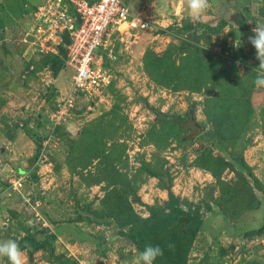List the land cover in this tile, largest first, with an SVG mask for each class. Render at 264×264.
Returning a JSON list of instances; mask_svg holds the SVG:
<instances>
[{"label":"rangeland","instance_id":"1","mask_svg":"<svg viewBox=\"0 0 264 264\" xmlns=\"http://www.w3.org/2000/svg\"><path fill=\"white\" fill-rule=\"evenodd\" d=\"M47 2L0 0V241L19 239L30 229L49 230L56 234L52 247L38 250L31 259L24 251L25 264H131L141 249L128 238L113 239L131 226L121 229L114 222L95 225L80 218L86 216L84 205L101 209L107 194L117 189L138 217L132 225L136 230L165 219L164 244H160L163 255L154 264H170L166 243L174 214L179 219L197 217L200 223L191 224L197 227L196 235L189 249L183 247L178 253V264H264V233L253 234L264 222V88L254 83L259 61L249 43L255 24L264 22V17L253 15L254 4L249 0H211L206 16L194 22L187 15L179 19L160 14L168 0H124L134 17L147 19L149 28L113 33L106 51L102 48L95 59L110 75L106 96L78 97L68 120L60 124L67 146L64 148L60 137L42 145L46 140L42 133L41 148L34 158L37 149L33 140L27 134L20 138L19 133L26 125L42 124L41 120L49 125L53 122L50 116L63 105L73 75L65 64H59L58 34L48 38L45 27L41 39L49 40L38 41V46L30 43L35 39L33 30L44 26L37 9ZM207 19L213 20L208 25L222 24L223 28L216 34L205 32L202 24ZM195 37L200 38L195 41ZM189 41L192 47L183 49V43ZM40 43L45 44L43 51ZM138 47L144 48L142 53ZM109 51L115 58L109 60L105 55ZM147 56L155 60L156 67L148 68ZM228 81L231 84L227 85ZM150 108L181 118L190 110L203 130L186 139L198 129L186 118L179 127H188L191 133H185L183 139V133H175L168 124H154ZM240 110L246 117L242 115V125L239 121L235 125L244 130L231 134L232 150L238 154L243 149L251 174L263 186L261 192L254 190L261 206L229 224L212 200L220 195L215 178L197 163L206 150L213 160L230 161V148L225 152L209 140L224 132L223 126L226 128ZM49 125L43 129L51 130ZM154 127L163 144L150 139ZM86 129L87 138H97L94 149L85 141L77 145ZM221 144L227 147V143ZM88 148L91 155L97 150L100 153L86 170L72 172L68 157ZM111 153L120 154L114 168L125 184L92 183L96 171L104 168L103 156ZM142 162L154 165L159 176L142 174L135 180ZM19 178L22 187L15 191L9 181ZM220 179L228 184L236 177L228 168L221 171ZM248 181L255 184L253 179ZM2 188L7 192L1 193ZM245 198L251 204L250 195ZM76 209H82L81 215ZM165 209L170 213L165 214ZM0 264H8L7 259H0Z\"/></svg>","mask_w":264,"mask_h":264},{"label":"trees","instance_id":"2","mask_svg":"<svg viewBox=\"0 0 264 264\" xmlns=\"http://www.w3.org/2000/svg\"><path fill=\"white\" fill-rule=\"evenodd\" d=\"M18 1V0H15ZM88 2H92L93 0H87ZM250 3L254 4L257 2V0H249ZM2 8V6H0ZM10 7V6H9ZM9 9V8H8ZM260 16L264 17V10L262 9L260 12ZM222 24H218L217 27H212L210 25L202 24V30L204 29L205 32L216 34L218 31L222 29ZM200 37H195V41H198ZM189 47H192V45L189 42H185L182 45L183 49H187ZM61 57V61H59V64H64L63 61V55L59 54ZM153 58L151 56L145 57V62L150 67H156L154 64ZM160 64H157L159 66ZM163 65V64H161ZM156 70V68H154ZM60 68L55 70V73L57 74L59 72ZM149 70V69H148ZM226 79V77H225ZM224 80V78H223ZM227 85L231 84V81L226 82ZM78 99V98H77ZM152 114L154 115V124H168L170 128L173 129L175 133H183V139H185V133H191V129L188 127H183L184 129H180V124H185L184 122H187L188 120L196 127L198 128L196 130L195 134H190L189 136H186V139L192 138L193 136L200 134L203 130V126L196 123V120L194 119L193 112L191 113L190 110L188 113H186L185 117L188 119L185 121L186 118H181L179 116L174 115H168L165 113H162L160 111L154 110L150 108ZM250 114V113H249ZM247 114V115H249ZM246 117V112H242V110L239 111L238 114H234V118L230 120V123L226 128H222V131H219L214 139H210L209 142L218 146L219 148L223 149V151L227 152V148H230V161H225L222 159L213 160L211 159L210 155L208 154L207 150L205 152H201L199 155V160L197 165L200 166L204 171L208 172L212 177L216 180V186L217 190L220 192L219 197H215L212 199L214 203L217 205V211L220 213V215L224 216L227 222H235L240 218V216L244 215V212H248L250 210L258 209L261 206V200L256 197L254 190L256 191H262L261 187L263 186L259 180L251 174V170H249V167L247 163L245 162L244 158L242 157V151L243 149H240L238 154H234V151L232 150V147L235 146L234 138H232V133L236 130H241L240 126L243 124V118ZM240 122V126L235 125L236 122ZM37 126L41 127L42 124H37ZM182 126V125H181ZM199 126L202 128H199ZM244 130V129H242ZM26 134L33 140L37 151L34 154V158H36L39 154V150L41 148V138L38 135L37 127L34 129H30L28 125H26L25 130ZM88 130H84L82 132V136H80V140L78 141L77 145L81 141H85L87 146L90 149L96 148L97 145V138L92 136V138H87ZM55 134L62 139V142H64V148L67 146L68 139L65 137V132L62 126H58L55 128ZM150 139H152L154 142H160L163 144V140L160 139V137L155 133V127L150 131L148 134ZM89 136V135H88ZM86 137V139H85ZM208 137H205V140ZM85 139V140H84ZM204 139V137H202ZM221 143H227V147L222 146ZM158 144V143H156ZM75 144H73V147ZM157 146V145H156ZM72 147V146H71ZM72 147V148H73ZM158 148H161L162 145ZM86 149V151L78 150L74 151L71 156L67 159V165L68 168L72 172H76L77 169L80 170H86V168L90 165V160L97 157V153L90 152V149ZM113 153V152H112ZM112 153L108 156H103L104 160L102 161V164L104 165V168H99L98 171H96V174L93 178L90 180L92 183H95L97 180H103L107 183V186L110 185H117L123 183L122 176L116 169L114 168V164L120 161V154ZM95 154V155H94ZM233 157V158H231ZM100 166V165H99ZM230 169L232 172H234V175L236 177L235 182L230 181L228 184H226L224 181L220 179V173L224 169ZM97 170V169H96ZM245 171L247 172V176H245ZM142 174H146L153 177H158L159 175L154 170V165L142 162L141 168L138 170L137 174L135 175V180L137 178H140ZM103 176V177H100ZM253 179L255 182L254 185H251V183L248 181V179ZM88 181V179H87ZM91 183V184H92ZM250 184V185H249ZM262 185V186H261ZM253 188H252V187ZM167 189L169 187H166ZM264 189V187H262ZM263 193V192H262ZM121 192H119L117 189H114L110 191L107 196L104 198L105 202H103L101 209H93L90 204H86L85 209H83L86 212V216L82 217L81 219H85L90 224L95 225H109L113 222L121 229L124 227L131 226L127 233L123 232L122 230L117 233L113 239H130L134 246L141 251L145 248L147 245L152 246H160L161 241L164 244V241L162 240V234L161 233L164 230V227L167 225L164 223L165 219L161 218L160 221L151 224L150 226L143 228L141 230H136L132 225L136 223L138 220V217L134 215L132 212L130 206L126 203V197L121 196ZM247 195H250L251 204L247 202V199L245 198ZM77 210V213L81 215L80 211ZM176 210V209H174ZM154 216V213H153ZM231 219L232 221L228 220ZM200 224L197 217H192L189 219L188 216H185V218H177L176 214L173 215V221L168 224L169 228H171V234L167 236V243L166 246L169 247V245H172L170 248V251L167 252L171 256L169 259L170 264H178V253L180 254V251L183 247H186L189 249L190 240L195 237L197 227H191V224ZM165 224V225H164ZM263 226L253 232V234L261 235L264 233V222L262 223ZM160 234V237L158 238L157 235ZM252 234V233H251ZM56 239V234L49 230H28L26 231V234L19 238H13L12 240H15L19 243L21 249L25 251L28 255V258L31 259L33 254L37 252L38 250H46L47 248H51L53 241ZM96 252H99L97 250ZM156 263H159V260L155 261ZM64 264H70L69 262H65Z\"/></svg>","mask_w":264,"mask_h":264},{"label":"built area","instance_id":"3","mask_svg":"<svg viewBox=\"0 0 264 264\" xmlns=\"http://www.w3.org/2000/svg\"><path fill=\"white\" fill-rule=\"evenodd\" d=\"M37 15L43 21L44 26L40 25L36 30H33L31 36L35 39L30 43L38 46V41L47 42L49 40L41 39L45 27L49 32L48 38L58 34L59 43L62 34L67 31L69 43L63 46L65 50L63 61L65 66L73 72L71 89L63 101V105H59L54 114L50 116L53 122L49 125L48 121L41 120V127L34 124V126L28 125L30 129L37 127L39 136L45 133L46 140L42 141V145L46 144L47 146L50 139H58L55 128L60 126L66 118L68 120L69 111L74 107L78 97L96 99L106 96L111 82L110 75L103 66L96 65L95 59L102 48H106L113 33H120L126 29L146 30L149 28V22L146 19L134 17L124 0H93L92 2L87 0H48L46 4L38 7ZM122 26L125 28L122 29ZM40 48L43 51L45 44L40 43ZM105 55L109 60L115 58L112 57L111 51ZM99 60L101 61L102 58L100 57ZM47 125L51 127V130L43 129L47 128ZM42 155L43 153L40 154V157ZM21 180L19 178L9 181L11 189L16 191L21 188Z\"/></svg>","mask_w":264,"mask_h":264},{"label":"clouds","instance_id":"4","mask_svg":"<svg viewBox=\"0 0 264 264\" xmlns=\"http://www.w3.org/2000/svg\"><path fill=\"white\" fill-rule=\"evenodd\" d=\"M183 3L190 19L194 22L201 21L212 7L211 0H183ZM253 7L256 9L253 15L258 16L259 10L264 8V0H257ZM249 43L255 49L256 59L259 61L254 83L258 88H264V22L255 24L253 35L249 37ZM236 63L239 65L240 61ZM169 213L170 210L165 209V214ZM162 255L163 250L160 246L147 245L143 251L137 252L131 264H154ZM3 258L7 259L8 264H25L26 262L25 252L19 243L12 239L0 241V259Z\"/></svg>","mask_w":264,"mask_h":264},{"label":"crops","instance_id":"5","mask_svg":"<svg viewBox=\"0 0 264 264\" xmlns=\"http://www.w3.org/2000/svg\"><path fill=\"white\" fill-rule=\"evenodd\" d=\"M218 1H220V0H218ZM152 16H155V17H157L158 15H160V14H163V15H166V16H174V17H176V18H181V17H184L185 15H187L188 17H189V15H188V12H187V10H186V6L184 5V3H183V0H168V2H167V6H165L164 8H162L161 9V11H160V14H158V15H154V14H152V13H150ZM133 15V14H132ZM134 16V15H133ZM144 19H146V18H144ZM147 20V19H146ZM213 20L212 19H207V21H204L203 23H207L208 24V22H212ZM122 29H124L125 27L124 26H122L121 27ZM134 30H137V29H126L125 31L127 32H129V31H134ZM139 30V29H138ZM124 32V31H123ZM138 49H139V51H140V53H142V51H143V47L141 48V47H138ZM142 49V50H141ZM58 94V93H57ZM19 136H20V138H22V137H24V136H27L26 135V133L24 132V131H21L20 133H19ZM32 144V143H31ZM0 185L1 186H3L2 184H1V182H0ZM4 192H7V191H5L4 190V188H2V191H1V193H4ZM261 200V199H260ZM212 212H214V211H212ZM217 212V211H216ZM213 214V213H212Z\"/></svg>","mask_w":264,"mask_h":264},{"label":"water","instance_id":"6","mask_svg":"<svg viewBox=\"0 0 264 264\" xmlns=\"http://www.w3.org/2000/svg\"><path fill=\"white\" fill-rule=\"evenodd\" d=\"M68 43H69V35H68L67 31H64V33L61 36V42L58 46V50H59L60 54L64 55L65 50H64L63 46L68 45Z\"/></svg>","mask_w":264,"mask_h":264}]
</instances>
